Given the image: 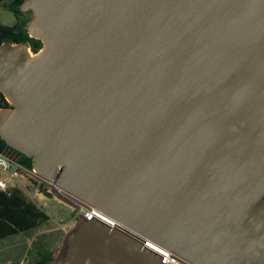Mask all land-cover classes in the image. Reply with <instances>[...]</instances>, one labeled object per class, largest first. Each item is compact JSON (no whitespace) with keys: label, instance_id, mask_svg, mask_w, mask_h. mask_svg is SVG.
<instances>
[{"label":"water","instance_id":"water-1","mask_svg":"<svg viewBox=\"0 0 264 264\" xmlns=\"http://www.w3.org/2000/svg\"><path fill=\"white\" fill-rule=\"evenodd\" d=\"M18 8L0 138L90 211L52 264H264V0Z\"/></svg>","mask_w":264,"mask_h":264},{"label":"rangeland","instance_id":"rangeland-1","mask_svg":"<svg viewBox=\"0 0 264 264\" xmlns=\"http://www.w3.org/2000/svg\"><path fill=\"white\" fill-rule=\"evenodd\" d=\"M15 21L17 18L0 4V22L10 25ZM11 183L27 198L44 207L49 219L29 232L0 239V264H41L38 262V251H50L54 261L62 249L66 234L76 225L80 209L84 207L78 200L69 201L63 191L57 192L48 184L40 186L25 180H13Z\"/></svg>","mask_w":264,"mask_h":264},{"label":"trees","instance_id":"trees-1","mask_svg":"<svg viewBox=\"0 0 264 264\" xmlns=\"http://www.w3.org/2000/svg\"><path fill=\"white\" fill-rule=\"evenodd\" d=\"M22 1L0 0V4L7 7L17 18V21L10 25L0 22V43L6 40L15 43L26 41L30 44L32 51H36L41 47V41L30 37L27 33L26 23L31 13L19 10L18 7ZM6 105L8 103L0 93V107ZM0 152L32 167L30 157L8 146L1 138ZM42 190L45 191V189ZM48 219L49 215L44 207L27 198L19 188H0V239L17 233L29 232ZM37 255L39 256L38 262L41 264H51L54 259L50 251H38Z\"/></svg>","mask_w":264,"mask_h":264},{"label":"built area","instance_id":"built-area-1","mask_svg":"<svg viewBox=\"0 0 264 264\" xmlns=\"http://www.w3.org/2000/svg\"><path fill=\"white\" fill-rule=\"evenodd\" d=\"M13 180H25L28 183H38V185L48 184L43 178L34 172L32 167H28L24 163L8 156L5 153L0 152V188H17L16 185L11 183ZM55 190L57 192L62 191L59 188H55ZM64 194H66L65 196H67L66 198H68L69 201H77V199L66 192H64ZM80 212L87 215V210L84 208H81ZM147 243H149V245L162 254V262L165 264H191L172 253L170 250L159 246L158 244L152 243L150 241L146 242L145 244Z\"/></svg>","mask_w":264,"mask_h":264},{"label":"bare ground","instance_id":"bare-ground-1","mask_svg":"<svg viewBox=\"0 0 264 264\" xmlns=\"http://www.w3.org/2000/svg\"><path fill=\"white\" fill-rule=\"evenodd\" d=\"M90 213V211H87V214H89Z\"/></svg>","mask_w":264,"mask_h":264}]
</instances>
